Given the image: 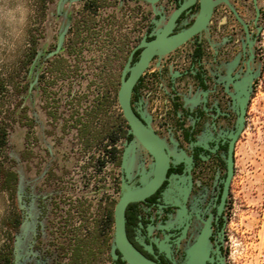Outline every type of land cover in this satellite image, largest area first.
<instances>
[{
	"label": "flooded vegetation",
	"instance_id": "flooded-vegetation-1",
	"mask_svg": "<svg viewBox=\"0 0 264 264\" xmlns=\"http://www.w3.org/2000/svg\"><path fill=\"white\" fill-rule=\"evenodd\" d=\"M119 1L121 9L127 2L136 3L141 33L122 58L116 53L120 48L114 51L108 63L117 71L111 88L93 99L81 92L72 104L67 88L60 104L46 101L47 92L41 89L44 102L40 105L48 115L45 129L54 146L36 147L37 120H28V132L35 133L28 167L34 176L42 171L44 175L36 190L33 183L27 188L25 199L30 202L36 197L41 222L28 244L31 252L24 264H77L81 251L89 249L96 254L91 264H100V258L101 264H133L114 240V209L123 183L142 186L152 178L156 159L133 134L118 91L130 55L131 67L146 48L142 41L155 39L177 10L181 11L168 36L188 30L187 38L168 52L151 56L130 99L138 118L161 139L169 165L154 192L128 203L125 231L130 243L157 264H238L249 233L253 238L258 235L257 223L252 231L245 228L244 212L249 208H244L238 155L264 72L260 0H211V10L203 8L208 0ZM95 25L81 39L90 38L101 47L105 39L99 40L96 30L90 32ZM58 41L59 37L53 51ZM36 55L37 51L32 59ZM81 62L77 65L81 79L91 73L97 76L89 59L82 56ZM129 74L128 70L125 77ZM33 84L34 80L28 83L29 90ZM17 85L23 87V82L18 80ZM32 110L35 115V106ZM98 112L107 119H100ZM242 114L243 127L238 132ZM5 121L0 122V132L3 128L6 132L0 152V186L13 190L18 174L9 164L10 126ZM75 160L80 176L74 178ZM109 164L106 181L111 192L106 195L99 181ZM251 211L257 213V209ZM17 221L16 231L21 222ZM98 224L109 229V238L102 249L97 242L95 247L92 242L85 246L90 235L94 239ZM13 250L9 264H14Z\"/></svg>",
	"mask_w": 264,
	"mask_h": 264
},
{
	"label": "rangeland",
	"instance_id": "rangeland-1",
	"mask_svg": "<svg viewBox=\"0 0 264 264\" xmlns=\"http://www.w3.org/2000/svg\"><path fill=\"white\" fill-rule=\"evenodd\" d=\"M119 4L118 0H0V122L6 120L10 126L7 147L11 159L9 164L13 165L18 174L15 189L7 190L0 186V264H9L7 259L17 242L20 264L27 261L31 252L27 248L28 244L41 222L36 197L30 202L25 199L28 186L33 183L36 190V183L44 175L42 171L34 176L28 167L31 156L29 148L35 137V133L28 132V120L32 117L37 120L36 147H51L55 143L45 129L48 115L40 105L41 101L44 102L41 89L44 88L47 92L46 101L60 104V97H65L63 90L67 88L66 97L72 104L77 102L75 98L81 92H86L87 97L93 99L111 88L112 75L116 79L117 71L108 63L113 58L114 51L120 48L116 53L120 54L118 59L122 58L125 50L134 44L141 33L138 10H134L136 3L127 2L122 9L118 7ZM260 4L264 13V0H260ZM96 21L99 24L95 25ZM103 24L104 29L100 28ZM93 25L96 28H91L90 32L93 34V30H96L98 39H105L101 47L91 43L90 38L84 41L81 39L87 35L86 29ZM261 26L264 49V21ZM64 29L66 31L61 51L54 56L50 53ZM35 51L37 55L32 59ZM82 56L89 59V63L96 68L93 71L97 76L91 73L80 78L77 65L82 63ZM258 73L260 74V70ZM260 77L258 94L252 101L251 118L238 155L241 169L239 173L242 175L240 186L247 204L244 208H249V211L244 212L243 220L248 221L245 228L249 231L257 223L258 235L253 238L249 233L247 248L238 264H264V72ZM18 80L23 82V87L17 85ZM33 80L34 87L29 90L28 83ZM34 106L35 115L32 110ZM98 114L100 119H107L103 112ZM61 144H55L56 148L61 147ZM76 164L75 160L71 165L74 178L80 176L76 172ZM111 166L109 164L105 168L99 181L104 186L102 191L106 195L111 192L106 181L107 169ZM79 169L83 172L81 167ZM75 193L76 191L73 195ZM251 209H257V213ZM18 219L21 222L16 231ZM109 234L108 228H102L98 224L93 234L94 239L90 235V239H86L89 241L84 245L91 246L92 242L95 247L97 242L102 249ZM89 250L81 251L77 264L93 262L96 254ZM15 258L14 251V264H17ZM99 261L101 264L102 259Z\"/></svg>",
	"mask_w": 264,
	"mask_h": 264
},
{
	"label": "water",
	"instance_id": "water-1",
	"mask_svg": "<svg viewBox=\"0 0 264 264\" xmlns=\"http://www.w3.org/2000/svg\"><path fill=\"white\" fill-rule=\"evenodd\" d=\"M151 1V0H149ZM212 1L208 0L207 4H203L205 10H211ZM181 10H177L172 14L170 20L157 37L151 41H142L141 45H146V48L141 54L140 59L130 67V55L128 62L126 63L121 77V84L118 91V99L123 109L125 117L128 119L133 134L138 138L142 145L147 148L155 157V166L153 169V176L150 180L143 183L142 186H129L125 182L123 183V190L119 200L117 201L114 209V240L118 247L125 253V256L133 264H157L156 262L148 259L141 254L128 240L125 231V210L129 202L137 199H142L152 192H154L163 181L166 171L169 165V157L164 152L162 147V141L157 134L149 127L145 126L138 118L131 107V93L135 82L147 66L151 56L155 53L164 54L175 47V45L183 42L188 36V30H184L177 34L168 36L175 21V15ZM65 29L59 35V41L57 47L50 54L57 52L63 43ZM130 71L128 77H125L126 72ZM244 112V109L242 110ZM243 127V114L240 118V126L238 132ZM232 149V146H231ZM231 151V150H230ZM232 175V161L229 160V177ZM16 258L15 262L20 264L19 258V245L15 243L14 248Z\"/></svg>",
	"mask_w": 264,
	"mask_h": 264
},
{
	"label": "trees",
	"instance_id": "trees-1",
	"mask_svg": "<svg viewBox=\"0 0 264 264\" xmlns=\"http://www.w3.org/2000/svg\"><path fill=\"white\" fill-rule=\"evenodd\" d=\"M2 133L0 132V152L2 151V146L6 143V132H5V129L3 128L2 129ZM9 259H7L8 261Z\"/></svg>",
	"mask_w": 264,
	"mask_h": 264
}]
</instances>
